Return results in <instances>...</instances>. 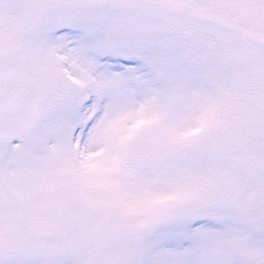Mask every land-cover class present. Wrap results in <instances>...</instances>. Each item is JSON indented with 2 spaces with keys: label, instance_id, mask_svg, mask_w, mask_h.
Instances as JSON below:
<instances>
[{
  "label": "snow or ice",
  "instance_id": "1",
  "mask_svg": "<svg viewBox=\"0 0 264 264\" xmlns=\"http://www.w3.org/2000/svg\"><path fill=\"white\" fill-rule=\"evenodd\" d=\"M0 264H264V0H0Z\"/></svg>",
  "mask_w": 264,
  "mask_h": 264
}]
</instances>
